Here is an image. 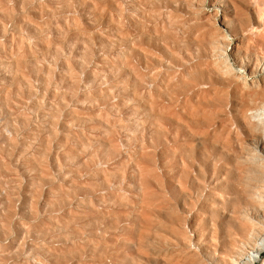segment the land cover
I'll return each mask as SVG.
<instances>
[{"label": "rangeland", "instance_id": "1", "mask_svg": "<svg viewBox=\"0 0 264 264\" xmlns=\"http://www.w3.org/2000/svg\"><path fill=\"white\" fill-rule=\"evenodd\" d=\"M263 8L0 0V264H226L217 254L251 251L235 217L249 150L264 157L252 129L264 107L248 94L264 59L224 44L255 39ZM224 52L241 78L218 74Z\"/></svg>", "mask_w": 264, "mask_h": 264}, {"label": "bare ground", "instance_id": "2", "mask_svg": "<svg viewBox=\"0 0 264 264\" xmlns=\"http://www.w3.org/2000/svg\"><path fill=\"white\" fill-rule=\"evenodd\" d=\"M262 1L264 2V0ZM257 9L260 10V6H258ZM261 19H263V22H258L259 26L253 29L256 35L255 39L250 38V36H244L243 38L234 41L231 38L230 41L227 42V44H224L225 46L231 45L237 48L235 52L236 54H240V61L244 59V56L241 54L242 50L246 51L245 54H249L250 52L256 53L257 49H259L258 55L262 56V58L264 59V18L261 17ZM224 20L226 21L228 19L225 18ZM218 36L223 40L229 39L227 33H223L221 31H219ZM227 52H224L223 56L218 55V58L216 59L218 74L221 77L226 76L229 78H241L242 74H239V71L236 72V70L238 69L235 70L237 60L234 59L233 55H230ZM258 63L259 62L257 59L256 64L258 65ZM247 74L248 75L246 76L244 75V86L247 85L248 77H253L256 75V73L251 70H249ZM255 85L258 89L249 91L248 94L249 96L254 98L252 102L254 103L255 107L257 105L258 107H264V78H262V80H260L259 82L256 81ZM245 109L250 111L255 110L254 108L250 109V107L247 106L240 110L241 113H243ZM261 112V114H258V117H260V123H252V129L254 128V130L264 135V109L261 110ZM143 114L144 110L139 106L136 115L139 119H141ZM163 128H166V126L164 125V123H160L159 121L158 123L151 122L147 129H150L152 133H157L160 129ZM261 142L260 140H255L254 143L256 145H262ZM262 146L264 149V144ZM249 154V159L245 160L244 162V164L246 165V170L242 173L246 176L244 177L243 184H240L244 186L243 194L245 198V205L239 203V206L242 209L240 210V213H236L235 218L238 222V230L246 235L245 242H252L253 247L251 248V251L247 252V254L245 253L243 257H241V255H239L238 253L235 254L229 251L228 249L223 253L217 254V257L222 259L226 264H241V262H243L244 260H246V262H249V264L256 263V261L260 259L261 254L264 252V157L259 158L257 156L258 153L255 151V148L249 150ZM251 176L253 178H251ZM233 242L231 243L232 245L234 244ZM262 264H264V261L262 262Z\"/></svg>", "mask_w": 264, "mask_h": 264}]
</instances>
